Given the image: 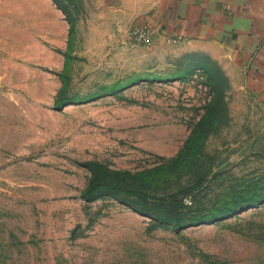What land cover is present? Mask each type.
Instances as JSON below:
<instances>
[{
	"label": "rangeland",
	"instance_id": "rangeland-1",
	"mask_svg": "<svg viewBox=\"0 0 264 264\" xmlns=\"http://www.w3.org/2000/svg\"><path fill=\"white\" fill-rule=\"evenodd\" d=\"M118 18L103 0H0V264H264V102L220 50L136 44ZM62 86L80 102L58 108ZM92 161L152 195L201 179L192 213L260 200L175 230L126 204L154 214L152 198H82Z\"/></svg>",
	"mask_w": 264,
	"mask_h": 264
},
{
	"label": "crops",
	"instance_id": "crops-1",
	"mask_svg": "<svg viewBox=\"0 0 264 264\" xmlns=\"http://www.w3.org/2000/svg\"><path fill=\"white\" fill-rule=\"evenodd\" d=\"M103 5L118 13V21L151 26L153 43L180 36L204 51L220 50L264 102V0H103Z\"/></svg>",
	"mask_w": 264,
	"mask_h": 264
},
{
	"label": "trees",
	"instance_id": "trees-1",
	"mask_svg": "<svg viewBox=\"0 0 264 264\" xmlns=\"http://www.w3.org/2000/svg\"><path fill=\"white\" fill-rule=\"evenodd\" d=\"M54 2H57V0H53ZM57 6L64 11V9L59 5V3H56ZM65 15L68 16L67 20L70 24V33L73 29V19L64 11ZM60 79L62 80L63 85L65 84V76L62 73L59 74ZM108 88V87H105ZM77 101H71V99H67L65 97V93L63 90V86L59 89L57 96L55 98V105L58 106V108H61L67 104H70L72 102H80L79 99H76ZM193 134V132H192ZM192 138V135H190L186 139V143H188ZM181 153V148L179 149L177 155ZM177 159V156L175 158H172L171 161H175ZM102 164L92 161V162H86L85 166L91 171L92 173V180L91 183L86 187L84 191H82L81 196L87 201H91L93 199H96L102 195H110L115 198L120 199V194L124 195H135L139 199H150L152 198L155 202H157L160 206V208L155 211L156 213L151 214L146 212L143 209L138 208L136 205H133L132 203L128 204L134 211L139 212L143 215L149 216L152 218L157 224L162 225L164 227H169L175 230L184 229L189 226L195 225V224H207L211 223L212 221L216 220L217 218L221 217H228L231 216L233 213L238 212V210H241L245 206H249L255 203H259L260 199H256L255 201H251L249 203L245 204H239L236 209H216L211 214L201 215L194 212L192 209L193 204L186 203L185 199L191 196V193L195 190L199 189V186L202 184V180L199 179L196 181L193 185L189 186H182L177 191H174L173 193H170L165 196L161 195H152L148 194L143 190H135L130 187H123L120 184L115 183L116 180H114L112 177L110 180L104 179L100 177V173L98 174V169ZM109 174H113V176H119V175H126V176H132L131 172L129 171H118V170H109ZM122 201V200H121ZM124 202V201H123ZM199 212V211H198Z\"/></svg>",
	"mask_w": 264,
	"mask_h": 264
},
{
	"label": "built area",
	"instance_id": "built-area-1",
	"mask_svg": "<svg viewBox=\"0 0 264 264\" xmlns=\"http://www.w3.org/2000/svg\"><path fill=\"white\" fill-rule=\"evenodd\" d=\"M153 29L149 25H131L128 30V38L136 44H149L152 41ZM182 37H176L174 41H182Z\"/></svg>",
	"mask_w": 264,
	"mask_h": 264
}]
</instances>
